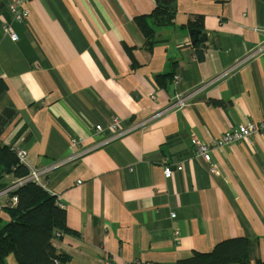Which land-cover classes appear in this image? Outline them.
<instances>
[{"label":"crops","instance_id":"obj_1","mask_svg":"<svg viewBox=\"0 0 264 264\" xmlns=\"http://www.w3.org/2000/svg\"><path fill=\"white\" fill-rule=\"evenodd\" d=\"M12 1L0 0L1 145L39 170L66 159L72 138L91 147L96 125L107 135L113 118L144 124L45 177L64 205L70 233L52 246L67 264H176L235 238L252 241L249 264H264V134L213 149L214 173L190 141L264 119V54L236 67L264 42V0H172L151 52L134 18L156 0H25L22 22Z\"/></svg>","mask_w":264,"mask_h":264},{"label":"trees","instance_id":"obj_2","mask_svg":"<svg viewBox=\"0 0 264 264\" xmlns=\"http://www.w3.org/2000/svg\"><path fill=\"white\" fill-rule=\"evenodd\" d=\"M156 2V8L149 15L134 18L148 52L155 44L153 25L172 24L174 17L172 0L165 5L160 0ZM6 90L7 86L0 78V98ZM28 171L26 166L19 164L11 146L0 144V190L5 188V175L19 179ZM12 196L17 198L15 207L4 208L10 220L0 219V264H9L7 258L11 255L16 264H67L68 257L52 246V242L64 233H70L66 213L56 205V197L32 182L19 187ZM56 233H59L58 237ZM252 247V241L247 238L224 240L211 251L193 252L176 264H249ZM256 264L261 263L256 260Z\"/></svg>","mask_w":264,"mask_h":264},{"label":"built area","instance_id":"obj_3","mask_svg":"<svg viewBox=\"0 0 264 264\" xmlns=\"http://www.w3.org/2000/svg\"><path fill=\"white\" fill-rule=\"evenodd\" d=\"M25 0H13L12 3L9 5V12L13 20L17 22L24 21L28 16V10L24 7ZM2 28L4 34L7 35L11 41L15 42L17 40V36L13 33L12 29L10 28L8 23H3ZM264 54V42L261 43L257 48L251 50L247 55L239 62L236 63V67L241 65L247 60H250L258 55ZM178 78L175 77V80ZM197 90L187 94V95H178L171 103L165 108L163 112H159L153 118L162 115L164 112L168 111H176L183 107H185L191 98L194 96ZM143 123H135L128 128L121 127L120 120L118 118H113L109 126L107 127L108 134L105 135V130L100 126L96 125L93 128L94 136L97 138V142L94 143L91 147L83 149L82 141L76 138H72L69 141V153L70 155L60 161L55 162L52 165L43 168V169H28V174L19 179H15L10 186L5 187L0 190V198L4 199L3 208H13L17 203L16 196H12V193L15 192L19 187L32 182L36 185L40 186L41 188L45 189L44 179L45 177L52 172L54 169L63 165L66 162H71L73 160H77L81 156L85 155L86 153L95 150L101 146H104L110 142L118 140L127 134L140 129L143 127ZM264 134V119L260 122H248L246 124H240L237 127L228 130L227 132L223 133L220 137L212 139L209 143H201L194 138H191V144L193 147V152L196 157L202 158L206 163L209 164L210 170L214 173V166L210 164V153L213 149L220 148L226 145H230L240 141H247L251 137H256ZM12 151L15 153L19 164L26 166L27 163V153L23 150L18 148H12ZM180 168H178L179 170ZM164 177L166 179L170 178L172 175V171L169 167H164L163 170ZM52 194L51 192H49ZM53 195V194H52ZM55 196V195H53ZM56 197V196H55ZM56 205L64 209V205L56 198ZM172 217L174 215L172 214ZM177 232H174V236L177 239ZM56 236H59V233H56Z\"/></svg>","mask_w":264,"mask_h":264},{"label":"water","instance_id":"obj_4","mask_svg":"<svg viewBox=\"0 0 264 264\" xmlns=\"http://www.w3.org/2000/svg\"><path fill=\"white\" fill-rule=\"evenodd\" d=\"M168 1H169V0H160V2H161L162 4H164V5L167 4ZM190 33H191V34L193 35V37H194L193 44L196 43V42L201 43L202 40H199V39L197 38V35H198V33H199L198 31H193V30H192Z\"/></svg>","mask_w":264,"mask_h":264}]
</instances>
